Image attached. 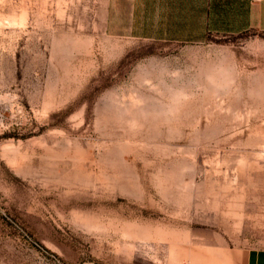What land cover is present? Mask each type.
Returning <instances> with one entry per match:
<instances>
[{
	"label": "rangeland",
	"instance_id": "rangeland-1",
	"mask_svg": "<svg viewBox=\"0 0 264 264\" xmlns=\"http://www.w3.org/2000/svg\"><path fill=\"white\" fill-rule=\"evenodd\" d=\"M104 3L0 0V264L264 247V32L133 39Z\"/></svg>",
	"mask_w": 264,
	"mask_h": 264
},
{
	"label": "crops",
	"instance_id": "crops-1",
	"mask_svg": "<svg viewBox=\"0 0 264 264\" xmlns=\"http://www.w3.org/2000/svg\"><path fill=\"white\" fill-rule=\"evenodd\" d=\"M104 8L106 29L139 40L195 43L209 34L264 32V0H105ZM236 251L234 264H264V247Z\"/></svg>",
	"mask_w": 264,
	"mask_h": 264
},
{
	"label": "bare ground",
	"instance_id": "bare-ground-1",
	"mask_svg": "<svg viewBox=\"0 0 264 264\" xmlns=\"http://www.w3.org/2000/svg\"><path fill=\"white\" fill-rule=\"evenodd\" d=\"M171 259H172V254H171Z\"/></svg>",
	"mask_w": 264,
	"mask_h": 264
},
{
	"label": "built area",
	"instance_id": "built-area-1",
	"mask_svg": "<svg viewBox=\"0 0 264 264\" xmlns=\"http://www.w3.org/2000/svg\"><path fill=\"white\" fill-rule=\"evenodd\" d=\"M254 1H259V0H254Z\"/></svg>",
	"mask_w": 264,
	"mask_h": 264
}]
</instances>
